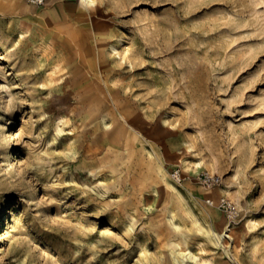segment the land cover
Instances as JSON below:
<instances>
[{
	"label": "rangeland",
	"instance_id": "rangeland-1",
	"mask_svg": "<svg viewBox=\"0 0 264 264\" xmlns=\"http://www.w3.org/2000/svg\"><path fill=\"white\" fill-rule=\"evenodd\" d=\"M6 216L0 264H264V0H0Z\"/></svg>",
	"mask_w": 264,
	"mask_h": 264
},
{
	"label": "built area",
	"instance_id": "built-area-1",
	"mask_svg": "<svg viewBox=\"0 0 264 264\" xmlns=\"http://www.w3.org/2000/svg\"><path fill=\"white\" fill-rule=\"evenodd\" d=\"M33 5L44 6L47 4V0H25ZM200 178L207 184H216L220 182V177L216 174L206 170L201 172ZM219 206L227 212L230 219H236L239 215V208L237 204L227 196H222L218 200Z\"/></svg>",
	"mask_w": 264,
	"mask_h": 264
},
{
	"label": "bare ground",
	"instance_id": "bare-ground-1",
	"mask_svg": "<svg viewBox=\"0 0 264 264\" xmlns=\"http://www.w3.org/2000/svg\"><path fill=\"white\" fill-rule=\"evenodd\" d=\"M86 2H92V0H85ZM60 77V76H59ZM106 117V116H105ZM169 181V180H168ZM11 216V215H10ZM8 220V216H6L5 217V220L2 222V224L0 225V228L2 227V226H4V224H5V222H8L7 221Z\"/></svg>",
	"mask_w": 264,
	"mask_h": 264
}]
</instances>
